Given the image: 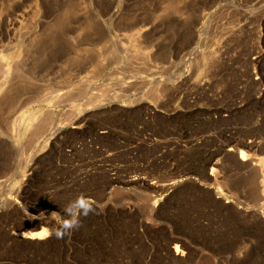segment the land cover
I'll return each mask as SVG.
<instances>
[{
    "label": "rangeland",
    "instance_id": "1",
    "mask_svg": "<svg viewBox=\"0 0 264 264\" xmlns=\"http://www.w3.org/2000/svg\"><path fill=\"white\" fill-rule=\"evenodd\" d=\"M258 53L264 77V0H0V264H264V175L237 158L264 141ZM81 193L70 237L13 240Z\"/></svg>",
    "mask_w": 264,
    "mask_h": 264
},
{
    "label": "bare ground",
    "instance_id": "2",
    "mask_svg": "<svg viewBox=\"0 0 264 264\" xmlns=\"http://www.w3.org/2000/svg\"><path fill=\"white\" fill-rule=\"evenodd\" d=\"M261 57H262V54L258 53V54H255V56H253V58H252V64L254 65L252 73H254L256 75V81H255V83L257 85H262V82L264 81V77H263L262 73L257 70V66L261 62ZM1 69H3V68H1ZM252 73H250V77L252 76L251 75ZM207 84L208 83L201 82V83H199L197 85V87H199V88L201 87L202 89H204V86L207 85ZM0 89L2 90V88H0ZM254 97L258 100V102H260V104H262V102L264 101V88L260 89V91L258 92V94H256ZM5 99H8V98H5ZM1 103H3V102H1ZM149 113H151V111ZM230 113H231V115H235V110L232 109L230 111ZM45 119H47V118H45ZM82 120L83 119L78 120L77 123L82 122ZM15 124H16L15 120L11 121L10 122V129L12 130L13 133H16L17 134V131L18 130H17V126ZM46 125H43V126L45 127ZM49 125H50V123H49ZM223 131H224V133H226L225 130H223ZM107 133L108 132L106 130H102L100 132L101 135H106ZM230 137H231V135H230ZM254 137L255 138L251 139L250 141H246V142H242L241 143V146L243 148L240 147L241 150L239 151L238 157L237 156L236 157L238 158V160L241 163V165H243L246 169L249 168L250 171H252V172H256V173L259 172L262 175H264V155H263V153H264V141L263 140H260L257 136H254ZM193 142L194 143L191 142V144L193 146H198V141L194 140ZM19 145H21V144H19ZM24 148H25V146L23 147V149ZM231 150H233L232 147L228 151L230 152ZM216 154H214V156ZM230 154H231V152H230ZM214 158L215 157H212V158H210L209 160L206 161L205 166H204V169H203V172L206 175L205 177H207L209 180H215L217 182V181H219L220 178H222V177L224 178V176L221 174V172H222L221 169H223L221 167H222L223 164L221 165V162H220L221 160L220 161L219 160H215ZM209 167H210V172H207V170L209 169ZM108 181H109L110 185H113L115 183H122V184H125L127 186H132V187H136V186H146V187H150L152 189H157V188H160L161 187L160 183L158 184V182H151L150 180H148V179H146V178H144L142 176L140 177V176H136V175L135 176H129V177L127 176V178H124L123 177L121 179L118 175H112V174H110L109 177H108ZM173 184H176V181L175 182H171L169 185H173ZM40 224H41V222L38 221V223H36L35 225H30V226L31 227L34 226V231H42L43 228H47L49 231H51L54 228V225L50 224L49 222L46 223V225H44V222H42V227L39 229ZM22 229L15 228L13 231L11 230V235H12L13 240L15 242L19 243V244L22 243L21 245H23V244L26 245V246L38 245L40 242L42 243L47 238H50L51 237V236L50 237L48 236V237H46L44 239H40L39 236H37L36 238H29V237H26L25 235H23V233H24V231H27V230H30V229H27V228L25 230H22ZM173 242H174V247H172V249L174 250V253L176 255H179V252H180V249H181L180 246H179V244H178L179 241H178V239H175Z\"/></svg>",
    "mask_w": 264,
    "mask_h": 264
},
{
    "label": "clouds",
    "instance_id": "3",
    "mask_svg": "<svg viewBox=\"0 0 264 264\" xmlns=\"http://www.w3.org/2000/svg\"><path fill=\"white\" fill-rule=\"evenodd\" d=\"M62 223L57 227L49 231L47 228H43L42 231H34V229L24 231L23 235L29 238L44 239L48 236H54L56 239H65L70 237L74 232L78 231L82 227V220L89 215L97 214V209L90 198L81 193L77 195L73 200L69 201L62 210ZM60 212H52L50 215H46L45 212H40L35 215V219L41 222L39 229L42 227L41 217L60 216Z\"/></svg>",
    "mask_w": 264,
    "mask_h": 264
}]
</instances>
